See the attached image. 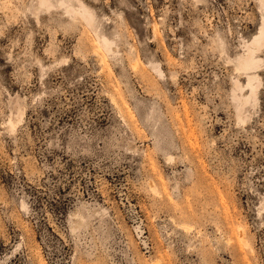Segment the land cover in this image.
Returning a JSON list of instances; mask_svg holds the SVG:
<instances>
[{
    "label": "rangeland",
    "instance_id": "1",
    "mask_svg": "<svg viewBox=\"0 0 264 264\" xmlns=\"http://www.w3.org/2000/svg\"><path fill=\"white\" fill-rule=\"evenodd\" d=\"M0 264H264V0H0Z\"/></svg>",
    "mask_w": 264,
    "mask_h": 264
},
{
    "label": "bare ground",
    "instance_id": "2",
    "mask_svg": "<svg viewBox=\"0 0 264 264\" xmlns=\"http://www.w3.org/2000/svg\"><path fill=\"white\" fill-rule=\"evenodd\" d=\"M260 33L262 34L263 32L262 31H260ZM260 41H261V38L260 37H258V43H260ZM242 65V64H241Z\"/></svg>",
    "mask_w": 264,
    "mask_h": 264
}]
</instances>
